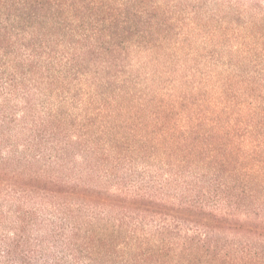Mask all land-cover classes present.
<instances>
[{"label":"trees","instance_id":"16d2710c","mask_svg":"<svg viewBox=\"0 0 264 264\" xmlns=\"http://www.w3.org/2000/svg\"><path fill=\"white\" fill-rule=\"evenodd\" d=\"M0 264H264V0H0Z\"/></svg>","mask_w":264,"mask_h":264},{"label":"rangeland","instance_id":"374dc122","mask_svg":"<svg viewBox=\"0 0 264 264\" xmlns=\"http://www.w3.org/2000/svg\"><path fill=\"white\" fill-rule=\"evenodd\" d=\"M187 32V31H186ZM239 32V31H238ZM230 34V36L227 38L228 40L224 43H222L220 46H218V39L214 38L211 42H208L207 44H205L204 42H206V38H205V33L201 32V33H197L195 32L193 34V36L190 38V43L188 45L189 49L193 52V54H196L197 57H199L197 60H202V56L208 52H222L224 57L228 56L229 54L234 56L235 59L233 63L235 62H245L244 59H240L238 57V55H240V50H239V44L241 43V39L238 38L237 36H233ZM185 51L180 50L179 54L177 56H181V54H184ZM241 56V55H240ZM187 59L184 63V65L189 68L190 66H192L193 63H195V58H185ZM240 59V60H239ZM244 66V65H243ZM243 69H248L247 67H244ZM221 77H226V75H224V73L220 74ZM236 88H239V86H237ZM220 91V87L219 85H217L216 79H210L204 82V84L201 85L199 90H196L195 93L193 94V97L197 100L200 101V105H201V112H203V114H205V116L207 118H210L212 116V113L207 114L205 113L206 110H213V105L211 103H209L207 100L205 99H216L217 95ZM203 100V102H201ZM206 131H208L206 129ZM155 164V163H153ZM81 165V164H78ZM154 166V165H152ZM155 167V166H154ZM138 172H140L141 170H137ZM203 178H211L209 176H205Z\"/></svg>","mask_w":264,"mask_h":264}]
</instances>
